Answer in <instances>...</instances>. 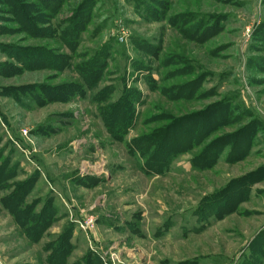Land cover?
<instances>
[{"label":"rangeland","instance_id":"rangeland-1","mask_svg":"<svg viewBox=\"0 0 264 264\" xmlns=\"http://www.w3.org/2000/svg\"><path fill=\"white\" fill-rule=\"evenodd\" d=\"M250 246L264 264V0H0V264Z\"/></svg>","mask_w":264,"mask_h":264},{"label":"trees","instance_id":"trees-1","mask_svg":"<svg viewBox=\"0 0 264 264\" xmlns=\"http://www.w3.org/2000/svg\"><path fill=\"white\" fill-rule=\"evenodd\" d=\"M71 244H72V243H71V241L69 240V245H71ZM57 249H58V247H57ZM257 251H258L257 249L252 248V246H250V252H249V257H250L249 259H250V262H249V263H246V264H252V262H255L256 264H259V262H260L259 259H260V258L255 259L257 256L254 257V256L257 254ZM53 254H54V256H53ZM55 255H57V254H56L55 252H52V256H53L52 259H55ZM87 257H88V259L91 257L93 260H94V258H95V257H93L91 254H89ZM65 258H66V257H65ZM65 258H62L61 261L64 262V261H65ZM86 261H87V258H85V262H86ZM86 263H87V262H86ZM86 263H85V264H86ZM90 263H91V262H90ZM87 264H88V263H87ZM95 264H98L96 260H95Z\"/></svg>","mask_w":264,"mask_h":264}]
</instances>
